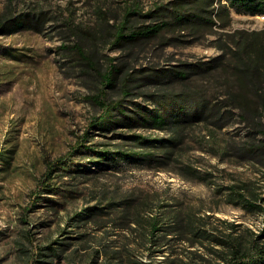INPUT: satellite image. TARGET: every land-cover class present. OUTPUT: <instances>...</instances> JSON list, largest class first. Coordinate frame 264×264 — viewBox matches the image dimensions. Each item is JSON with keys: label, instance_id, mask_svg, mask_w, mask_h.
<instances>
[{"label": "rangeland", "instance_id": "rangeland-1", "mask_svg": "<svg viewBox=\"0 0 264 264\" xmlns=\"http://www.w3.org/2000/svg\"><path fill=\"white\" fill-rule=\"evenodd\" d=\"M169 1L0 0V264H168L162 256L147 257L149 250L139 243L144 222L130 221L167 208L179 210L208 236L191 244L193 236L172 235L168 250L176 255L169 257L180 260L172 264H224L236 240L264 242V155L244 149L260 135L238 116L222 128L208 121L190 129L177 155L201 177L141 161L98 165L96 153L83 147L73 151L80 143L96 150L126 147L134 132L168 137L143 127L91 125L101 113L95 101L99 73L109 60L125 65L134 78L143 77L216 56V44L227 32L264 28V15L230 10L223 18L213 13L217 23L195 32L113 44L114 26L127 5L144 13ZM223 3L214 0L208 9ZM7 19L28 23L11 29ZM131 20L136 25L154 21L137 15ZM79 42L97 69L73 50ZM203 86L216 94L212 82ZM133 91L124 97L119 87L107 89V98L123 100L128 108L136 101L145 106L148 95L166 89L144 84ZM48 163H56L51 172ZM110 199H134L130 218L120 210L77 225V213ZM247 201L260 207L251 209ZM51 249H57L53 256ZM128 251L130 259L124 256Z\"/></svg>", "mask_w": 264, "mask_h": 264}, {"label": "trees", "instance_id": "trees-1", "mask_svg": "<svg viewBox=\"0 0 264 264\" xmlns=\"http://www.w3.org/2000/svg\"><path fill=\"white\" fill-rule=\"evenodd\" d=\"M213 2L214 0H171L144 13L136 6L127 5L122 19L114 26L113 44L132 46L144 40L161 38L165 32H177L180 35L186 31L195 32L203 27H212L217 23L212 18L213 13L220 18L227 16L230 10L239 14L264 15V0H225L220 8L208 9ZM134 15L153 18L154 21L136 25L131 20ZM7 21L11 29L25 27L26 22L28 23L18 19ZM226 36L216 44L220 53L208 60L184 63L179 68L153 70L143 77L134 78L125 65L118 66L109 60L104 70L99 73L101 86L95 101L101 113L92 118L91 125L96 129H109L123 124L131 131L143 127L165 131L168 137L151 138L134 132L128 134L130 144H126V147L115 144L113 150H96L80 143L73 151H78L77 147H83L96 153L98 158L95 163L98 165H114L120 159L141 161L155 163L160 167L174 165L184 176L201 177V174L195 172L189 163L182 162L177 155L190 129L198 123L208 121L222 128L232 123L234 116H238L240 120L254 127L260 135L258 141L251 142L244 149L264 155V28L236 29L227 32ZM73 50L89 68L97 69L93 56L85 52L80 42L75 43ZM204 81L215 84L216 94H207ZM144 84H156L166 91L148 95V105L144 106L136 101L131 108L123 100L110 101L107 98V89L119 87L123 96L127 97L133 95L134 88ZM63 161L61 159L59 162ZM55 164L48 163V172H51ZM246 206L251 209L260 207L251 201H247ZM134 207V199H110L104 205H94L77 213L74 219L81 226L120 210L125 218H130ZM130 219L134 224L140 225L144 222L145 231L139 243L146 245L149 250L147 257L162 256L165 260L163 262L168 264L180 261L169 257L176 255L168 250L172 235L184 236V239L188 235L193 236L194 239L188 238L191 244H202L204 239H208L206 232L196 228L194 222L179 210L161 209L158 214H147L144 220ZM79 236L83 239L85 234ZM229 247L228 255L223 258L224 264H264V242L259 244L256 240H248L244 243L239 239ZM50 251L53 256L57 249ZM131 255V251L124 254L128 259Z\"/></svg>", "mask_w": 264, "mask_h": 264}]
</instances>
